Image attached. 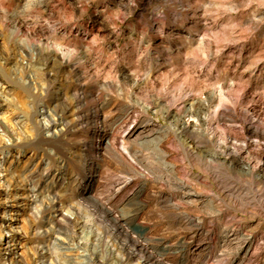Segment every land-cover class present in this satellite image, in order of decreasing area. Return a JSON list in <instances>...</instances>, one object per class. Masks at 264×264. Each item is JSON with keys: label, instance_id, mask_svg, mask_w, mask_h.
I'll return each mask as SVG.
<instances>
[{"label": "rangeland", "instance_id": "374dc122", "mask_svg": "<svg viewBox=\"0 0 264 264\" xmlns=\"http://www.w3.org/2000/svg\"><path fill=\"white\" fill-rule=\"evenodd\" d=\"M0 83V171L10 173L4 185L0 181L1 222L12 220L3 218L13 210L7 198L26 192L23 186L33 180L48 189L45 195L69 201L76 191H98L97 185L84 190L98 166L99 191L114 190L128 175L115 155L83 147L92 140L88 127L72 126L56 138L38 128L37 108L63 101L73 123L80 88V111L96 108L106 116L109 142L142 173L124 192L145 186L148 197L168 195L179 205L150 200L142 222L174 242L185 233L170 223L188 214L208 233L206 264H264V0H0ZM145 126L162 137L165 159L153 144L139 145L130 136ZM7 128L15 135L2 132ZM129 147L145 155L146 164L131 158ZM85 155L93 156L88 165ZM47 203L24 204L14 215L24 232L26 264H35L42 244L50 249L45 264H97L91 261L97 249L107 258L89 228L47 235L54 214ZM83 210L96 222V214ZM132 228L142 234L141 226ZM233 233L258 242L253 256L225 241ZM57 237L68 249L55 247ZM0 264H9L1 254Z\"/></svg>", "mask_w": 264, "mask_h": 264}, {"label": "bare ground", "instance_id": "6f19581e", "mask_svg": "<svg viewBox=\"0 0 264 264\" xmlns=\"http://www.w3.org/2000/svg\"><path fill=\"white\" fill-rule=\"evenodd\" d=\"M46 68L47 67H45L44 70H46ZM46 73H48L49 78H51L52 72L46 71ZM76 74L80 76L78 70L76 71ZM2 87L3 84L0 83V88ZM79 91L80 88H78L76 93H74L75 98L77 99V107L76 111H73V123L67 118V115L69 114V105L63 101L62 103L60 102L56 104V107H59V105L62 106L60 112L55 110L56 107L54 109H50L51 111L47 109V106L37 108L34 115L37 120L38 128L41 130V132L46 133L49 137H58L64 132L66 133V130L72 126H75L76 128L84 126L88 127V130L92 135V140L90 142V146L88 145V141L82 140L83 142L81 143H83V147L87 148L88 146L89 153H97L98 155H115L119 159V162L126 166L128 175L124 177L120 183H118L117 188L113 187L115 188L114 190H111L112 188L110 187L111 189L99 191L101 182L98 183V174L101 171V166H98L95 174L91 176L90 182L84 186V190H87L89 188H95L97 185L98 191L88 195L77 194L76 191V193L74 192L75 194L69 197V201H64L65 199L62 200L58 194L57 196L45 195L44 191L46 189H42L37 183V180L36 182L33 180V182L30 184H25L23 188L26 189V192H17L16 194L8 197L4 202L5 204L11 203L10 206L13 207V210L7 212L3 217L4 219L10 218L12 220L9 222L0 221V243L2 241L5 242L10 238L12 240V243L9 242L8 245H4L5 243L3 242V245L0 247V254L2 255V258L5 260V262H9V264H26V261L24 262L23 259V254L20 251V244L22 243L24 232L20 225H18V217H14L18 207L28 203L31 204L32 202L40 203L42 205L46 201H48L46 206L50 207L54 214L48 217V225L45 233L50 235L53 233L63 232L68 237L70 236L69 234H71V228L68 229L70 226H73L75 230L82 231H84L86 228H89V237L94 239L96 242L99 241L102 243L104 250L108 252L107 258H104L101 255L102 251L97 249L94 255L95 257L91 259V261L94 263L112 264V262L117 261L118 264H189L190 262L195 264H206L209 262L212 245L207 241L209 238L208 233H204L202 230V224L200 222H196V220L190 215L179 214L177 216L175 215V217L173 216L175 221L173 223L171 222L170 226L179 225V227L185 233V235L180 236L174 242L169 240V237L165 235L166 233L158 236V233L155 234L152 231L151 226L147 225L145 222H142V214L147 208L150 200H153L157 206L163 205L172 208H179V205L175 203L171 196L168 195L165 196L163 194H157L153 195L152 198L148 197L145 186L133 188L130 192H124L125 189L132 185L137 176L142 175V173L139 171L137 166H134V164L130 163L131 160L128 161L126 158H124L125 156L123 157L120 153L115 151V148L109 142L106 133L112 129V122L106 116H101V112L96 108L91 110L90 113L80 111L81 106L84 104L85 98L84 95ZM4 94L5 93L2 95ZM95 117H99L96 122L93 120L95 123L89 121L91 118ZM22 121L24 120L19 121V123ZM147 128V126L139 127L137 129L134 127V130L130 132V136H133L135 142L139 145L145 146L153 144L155 149L159 151L161 159H165L167 154H165L159 148L162 137H152L155 135L156 130H149ZM2 132H6L14 136L16 131H14V129L7 128L6 130L2 129ZM12 145L15 146V142L14 144L12 143ZM76 145L77 144H75V146ZM127 150L131 158H135V160L144 163L146 162L147 158L145 155L142 154L140 157L132 147H129ZM92 157L85 155L84 165H88L89 162H92ZM2 159L4 160L5 157L0 154V164L3 163ZM131 162H133V160ZM170 168L173 172L174 165L170 164ZM6 170V168H3V170L0 171L3 172L0 173V181H2V185L7 182L6 178L10 174L4 173ZM10 178L15 179V176L13 175ZM28 182L29 180L27 183ZM87 186H89V188H87ZM52 187L53 186L50 188L52 189ZM53 194L56 193L53 192ZM3 195L4 191L2 186H0V199ZM133 205H135V208L131 210V212H122L123 206L132 207ZM84 207L89 209L94 215L96 214L95 220L99 224L96 222H89V220L86 219L87 217L84 216ZM65 208H68L67 214L64 212ZM134 225L142 227V234L139 235L133 230L132 227ZM240 233H233L231 238H226L225 241L234 246L237 251L241 253H244L245 251V257L253 256L256 249L258 248V242L251 236L246 234L242 235ZM95 244L94 245L97 246V243ZM54 245L55 247L60 246L62 248V238L57 237ZM67 246H64L63 248H67ZM152 247L157 249L156 251L158 254H155L156 251L154 252L151 250ZM49 252L50 249H47L45 246H43V244L40 245L39 249L33 254L35 264H45L50 254ZM180 252H182V256H176V254H179ZM245 257L243 259H245Z\"/></svg>", "mask_w": 264, "mask_h": 264}]
</instances>
